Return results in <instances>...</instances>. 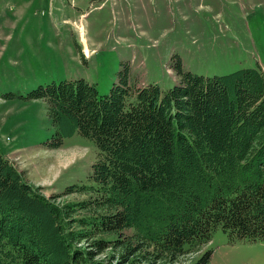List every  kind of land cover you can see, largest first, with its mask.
<instances>
[{
  "label": "trees",
  "instance_id": "trees-1",
  "mask_svg": "<svg viewBox=\"0 0 264 264\" xmlns=\"http://www.w3.org/2000/svg\"><path fill=\"white\" fill-rule=\"evenodd\" d=\"M174 59L166 91L122 62L110 93L84 78L29 93L55 127L46 146L79 134L96 147L90 183L64 192L90 197L58 204L0 151V264H181L219 226L264 239V71L205 76Z\"/></svg>",
  "mask_w": 264,
  "mask_h": 264
},
{
  "label": "rangeland",
  "instance_id": "rangeland-1",
  "mask_svg": "<svg viewBox=\"0 0 264 264\" xmlns=\"http://www.w3.org/2000/svg\"><path fill=\"white\" fill-rule=\"evenodd\" d=\"M174 56L199 75L264 71V0H0L1 153L58 204L88 199L64 192L90 183L96 147L79 134L46 146L55 127L46 102L29 93L84 78L107 94L122 62L130 64L132 83L166 91L180 81ZM201 248L181 264L205 249L210 264H264V239L231 237L220 226Z\"/></svg>",
  "mask_w": 264,
  "mask_h": 264
}]
</instances>
